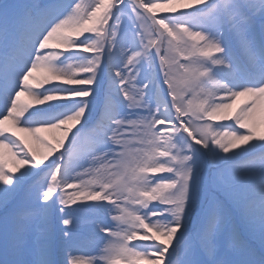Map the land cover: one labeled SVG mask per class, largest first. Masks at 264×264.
<instances>
[{
  "label": "snow or ice",
  "instance_id": "1",
  "mask_svg": "<svg viewBox=\"0 0 264 264\" xmlns=\"http://www.w3.org/2000/svg\"><path fill=\"white\" fill-rule=\"evenodd\" d=\"M0 264H264V0H0Z\"/></svg>",
  "mask_w": 264,
  "mask_h": 264
},
{
  "label": "rangeland",
  "instance_id": "2",
  "mask_svg": "<svg viewBox=\"0 0 264 264\" xmlns=\"http://www.w3.org/2000/svg\"><path fill=\"white\" fill-rule=\"evenodd\" d=\"M88 2V0H85V3H87ZM40 73H38V75H39ZM81 78H83V76H81ZM20 135H24L23 133H20ZM42 135H44V136H46V137H51V135H52V133H49V132H45V133H43ZM34 147H35V145H34ZM51 159V158H50ZM11 166V165H10ZM159 175H166V173L165 174H159Z\"/></svg>",
  "mask_w": 264,
  "mask_h": 264
}]
</instances>
